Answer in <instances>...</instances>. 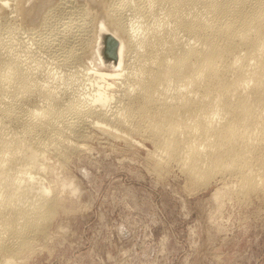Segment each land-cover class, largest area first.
<instances>
[{
  "label": "bare ground",
  "instance_id": "bare-ground-1",
  "mask_svg": "<svg viewBox=\"0 0 264 264\" xmlns=\"http://www.w3.org/2000/svg\"><path fill=\"white\" fill-rule=\"evenodd\" d=\"M94 128L264 194V0H0V264L47 235L70 187L47 175Z\"/></svg>",
  "mask_w": 264,
  "mask_h": 264
},
{
  "label": "rangeland",
  "instance_id": "rangeland-1",
  "mask_svg": "<svg viewBox=\"0 0 264 264\" xmlns=\"http://www.w3.org/2000/svg\"><path fill=\"white\" fill-rule=\"evenodd\" d=\"M108 40L106 62L114 60ZM92 130L48 173L70 187L61 188L62 208L20 264H264L262 192L243 196L233 186L215 196L237 179L198 188L175 162L152 156L153 142L140 133L127 140Z\"/></svg>",
  "mask_w": 264,
  "mask_h": 264
}]
</instances>
